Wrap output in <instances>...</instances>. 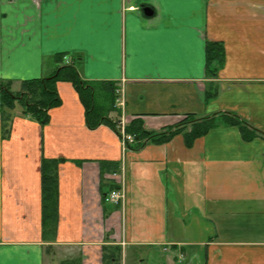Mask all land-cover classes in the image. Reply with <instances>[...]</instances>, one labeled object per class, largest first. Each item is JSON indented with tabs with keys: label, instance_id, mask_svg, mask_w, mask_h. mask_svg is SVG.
Masks as SVG:
<instances>
[{
	"label": "crops",
	"instance_id": "crops-1",
	"mask_svg": "<svg viewBox=\"0 0 264 264\" xmlns=\"http://www.w3.org/2000/svg\"><path fill=\"white\" fill-rule=\"evenodd\" d=\"M207 42L223 47L215 75ZM71 62L116 85L120 102L100 113L124 125L216 124L189 143L190 122L123 150L109 126L87 125L68 81L43 126L18 101L2 108L0 264H49L51 246H77L81 264H103L107 249L111 264H264V0H0L1 82L16 90ZM222 113L260 133L243 139ZM43 166L57 177L54 232L42 226ZM111 183L118 204L102 198Z\"/></svg>",
	"mask_w": 264,
	"mask_h": 264
},
{
	"label": "trees",
	"instance_id": "trees-1",
	"mask_svg": "<svg viewBox=\"0 0 264 264\" xmlns=\"http://www.w3.org/2000/svg\"><path fill=\"white\" fill-rule=\"evenodd\" d=\"M206 63L207 67L211 68V74H216V65H220L223 59V47L216 42H207L206 45ZM76 60V59H75ZM74 62V61H73ZM59 80L70 82L75 90L80 94L81 99L86 107V122L90 128H94L98 124H105L119 134L116 128V122L111 120L106 114L100 113L105 110H114L115 101L117 99L116 85L106 81H86L79 75L74 63L64 64L56 68V70L47 77L32 78L24 80L21 83L22 90L13 92L8 82L0 81V113L2 108H12L14 103L21 102L24 115L34 118L41 126L49 121V110L52 107L60 104V98L56 89V83ZM215 94V91L212 95ZM211 95V94H210ZM99 114L100 119H92V115ZM225 124L237 125L241 131L242 138L250 140L255 135L260 133L256 128L250 127L243 119L233 113H222L220 115ZM192 127L189 131H184V125L187 121L176 124L174 127L167 128L160 132H154L144 129L140 120H133L128 125L124 126L127 133L134 136L133 142L126 143L127 148H136L145 142L162 143L168 141L174 134L183 132L186 142H191L192 139L203 135L212 126L216 124L213 117L209 119H189ZM103 169L108 170V166L114 165L113 172H116L117 166L108 161H99ZM113 167V166H112ZM48 169V168H47ZM46 168L41 170L42 184V201L43 215L42 226L43 230L54 232L57 218V177L54 171H49ZM119 188L117 184L111 183L107 191H102L104 200L105 194L111 189ZM109 259L114 260L112 254H103V261ZM77 261V260H76ZM75 259H66L61 264H74Z\"/></svg>",
	"mask_w": 264,
	"mask_h": 264
},
{
	"label": "rangeland",
	"instance_id": "rangeland-1",
	"mask_svg": "<svg viewBox=\"0 0 264 264\" xmlns=\"http://www.w3.org/2000/svg\"><path fill=\"white\" fill-rule=\"evenodd\" d=\"M9 83V82H8ZM11 86H12V84L11 83H9V87H10V89H11ZM16 88V87H15ZM20 90H22V88H21V86L19 87V88H17L16 90H12L13 92H18V91H20ZM119 92L118 91H116V94L117 95H119L118 94ZM21 103V102H20ZM1 114V113H0ZM111 120H113V121H115L116 122V128L119 130V134L118 133H116L117 134V136L119 137V140H120V143H121V147L123 148V150H126L127 149V147L126 146H124V144H123V141H122V139H121V135H122V133H121V126L123 125V127L125 126L124 124H122L123 123V119H120V120H118V119H111ZM189 119H185V121H187V124H188V121ZM123 134H125V135H127V134H129V133H127L126 131H125V129H123ZM129 135H132V134H129ZM133 136V135H132ZM133 139H134V137H133ZM132 142H133V140H132ZM129 143H131V142H129ZM104 202H106V201H104ZM56 226H57V222H56ZM56 228V227H55ZM56 230V229H55ZM56 238V235H54L53 236V239L52 240H54ZM48 247H50V245L48 246ZM49 249H51V251L50 250H48L46 253H47V255H46V257H47V259H46V261L49 263V264H61V262L62 261H64V260H66V259H75V263L74 264H81V257H80V252L79 251H77V249H78V247L77 246H73V247H65V246H54V248H52V246H51V248H49ZM109 250L107 249V253H106V255H109ZM72 256V257H71ZM77 260V261H76ZM103 264H111V261L109 260V259H106L105 261H103ZM115 264H117L116 262H115Z\"/></svg>",
	"mask_w": 264,
	"mask_h": 264
},
{
	"label": "built area",
	"instance_id": "built-area-1",
	"mask_svg": "<svg viewBox=\"0 0 264 264\" xmlns=\"http://www.w3.org/2000/svg\"><path fill=\"white\" fill-rule=\"evenodd\" d=\"M116 102L118 103V102H120V101H118V99H116ZM123 124V123H122ZM123 129H124V127H123V125L121 126V133H122V135H121V139H122V141H123V144H124V146H126V143H128V142H132V140H133V137L134 136H132V135H129V134H127V135H125V134H123L124 132H123ZM115 174V173H114ZM116 177V176H115ZM124 198V192H123V189H121V188H114V189H111V190H109L106 194H105V196H104V200L106 201V202H109V203H113V204H118L119 202H121V200Z\"/></svg>",
	"mask_w": 264,
	"mask_h": 264
},
{
	"label": "water",
	"instance_id": "water-1",
	"mask_svg": "<svg viewBox=\"0 0 264 264\" xmlns=\"http://www.w3.org/2000/svg\"><path fill=\"white\" fill-rule=\"evenodd\" d=\"M143 12L145 15H151L153 13V10L150 7H144Z\"/></svg>",
	"mask_w": 264,
	"mask_h": 264
}]
</instances>
